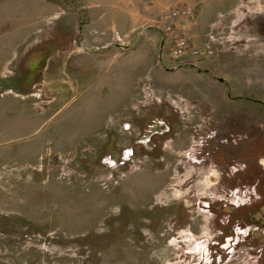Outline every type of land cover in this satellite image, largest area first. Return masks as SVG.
Instances as JSON below:
<instances>
[{
    "label": "rangeland",
    "instance_id": "1",
    "mask_svg": "<svg viewBox=\"0 0 264 264\" xmlns=\"http://www.w3.org/2000/svg\"><path fill=\"white\" fill-rule=\"evenodd\" d=\"M262 103L264 0H0V264H264Z\"/></svg>",
    "mask_w": 264,
    "mask_h": 264
},
{
    "label": "built area",
    "instance_id": "2",
    "mask_svg": "<svg viewBox=\"0 0 264 264\" xmlns=\"http://www.w3.org/2000/svg\"><path fill=\"white\" fill-rule=\"evenodd\" d=\"M192 9L190 8H181V9H174L172 10L166 17V27L171 32L174 31L175 28H173V24L176 22V20L182 18V17H189L192 15ZM188 51L187 48V39L183 38L182 36H178L175 34L174 36V44L172 46V53L176 57L184 56Z\"/></svg>",
    "mask_w": 264,
    "mask_h": 264
},
{
    "label": "flooded vegetation",
    "instance_id": "3",
    "mask_svg": "<svg viewBox=\"0 0 264 264\" xmlns=\"http://www.w3.org/2000/svg\"><path fill=\"white\" fill-rule=\"evenodd\" d=\"M262 104L264 105V103H262ZM159 127H164V126H163V124H160V125H158L156 130H158Z\"/></svg>",
    "mask_w": 264,
    "mask_h": 264
},
{
    "label": "water",
    "instance_id": "4",
    "mask_svg": "<svg viewBox=\"0 0 264 264\" xmlns=\"http://www.w3.org/2000/svg\"><path fill=\"white\" fill-rule=\"evenodd\" d=\"M121 46H123V45H121ZM127 48H129V46H126Z\"/></svg>",
    "mask_w": 264,
    "mask_h": 264
}]
</instances>
